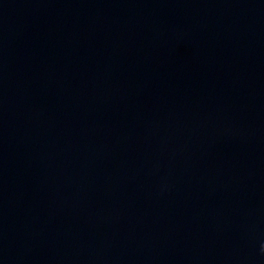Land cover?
Segmentation results:
<instances>
[{"label": "water", "instance_id": "1", "mask_svg": "<svg viewBox=\"0 0 264 264\" xmlns=\"http://www.w3.org/2000/svg\"><path fill=\"white\" fill-rule=\"evenodd\" d=\"M0 264H264V0H0Z\"/></svg>", "mask_w": 264, "mask_h": 264}]
</instances>
